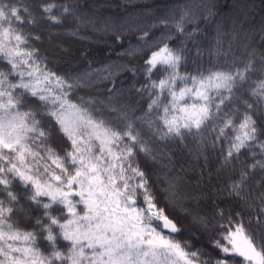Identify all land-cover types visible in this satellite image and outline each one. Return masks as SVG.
<instances>
[{
	"label": "snow or ice",
	"instance_id": "snow-or-ice-1",
	"mask_svg": "<svg viewBox=\"0 0 264 264\" xmlns=\"http://www.w3.org/2000/svg\"><path fill=\"white\" fill-rule=\"evenodd\" d=\"M126 2L133 11L101 23L80 0H0V264H264L254 0L225 4L223 19L213 0ZM87 28L123 63L81 71L60 65L62 43L36 47ZM184 156L203 161L195 188L177 172Z\"/></svg>",
	"mask_w": 264,
	"mask_h": 264
},
{
	"label": "trees",
	"instance_id": "trees-1",
	"mask_svg": "<svg viewBox=\"0 0 264 264\" xmlns=\"http://www.w3.org/2000/svg\"><path fill=\"white\" fill-rule=\"evenodd\" d=\"M213 2L217 5L215 11H219L221 13L220 18H227L229 14V9L225 8V4H231L232 0H213ZM255 8L253 10L252 16L249 18L248 23L244 25V27L251 28L253 26H259L262 22H264V2L262 0H254ZM80 3L84 6L85 14L94 13L97 17L101 18L100 22H103L104 18L116 19L118 17L124 16L126 13L133 11V5L128 4L126 0H80ZM144 3H161V0H136L135 7L139 8ZM70 23V21L68 22ZM203 28L204 25H201ZM209 36L208 39H211V28L208 30ZM202 41V46L207 47L208 39H205L203 36L200 38ZM56 43H62L65 48L68 49V53L65 56L64 60L59 61L62 67H72L78 68L81 71L86 70L87 62L89 60H94L95 63L93 67H100L101 64H107L112 62L123 63V61H119L117 59V53L120 52V48L111 44V37L104 35L99 32L93 31L91 28L81 29V35L79 37H72L67 34L61 35L60 37L53 38V40L49 41L45 39L43 44L37 43L36 47L44 49H51L55 46ZM191 46V45H190ZM87 51L89 55L85 57H81L80 53ZM207 56L204 59V66L208 67ZM67 61V63H65ZM52 67V65H49ZM192 65L189 63V67L187 70L191 71ZM133 77L130 74H122L119 77L120 86L123 89H129L131 84L133 83ZM139 80L140 83H143L141 77L135 78ZM253 80L260 79V77H253ZM139 87V83L136 84ZM103 88H101V91ZM80 95H84V93H80ZM125 96H131L133 102L139 101L140 97L136 96L135 93L125 92ZM144 106L146 107L145 102H141L137 105V107ZM139 114V113H138ZM62 143V142H61ZM55 146V145H54ZM66 147V145H64ZM192 163L193 167L189 168L188 164ZM203 161L194 162L187 156L183 158H177L176 168L179 174L180 179L188 185L190 188H195L198 181L201 180L200 172L201 165ZM184 166V170L180 171V166ZM215 165L213 163H209V166L204 169V178H207V172L214 168ZM20 218L19 216L17 217ZM22 227L25 230H31L30 224L22 223ZM181 241L189 240L193 245L192 248L188 249L189 251L195 250L196 247L200 246V242L191 240V237L187 231L182 232L178 237ZM64 242H62L63 245ZM43 248V245H41Z\"/></svg>",
	"mask_w": 264,
	"mask_h": 264
}]
</instances>
